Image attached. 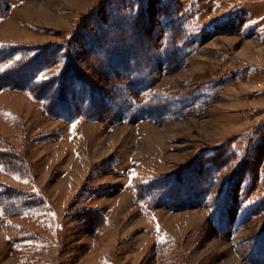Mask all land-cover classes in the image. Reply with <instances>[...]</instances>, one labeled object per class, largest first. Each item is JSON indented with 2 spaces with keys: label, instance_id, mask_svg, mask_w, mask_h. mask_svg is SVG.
Returning a JSON list of instances; mask_svg holds the SVG:
<instances>
[{
  "label": "rangeland",
  "instance_id": "374dc122",
  "mask_svg": "<svg viewBox=\"0 0 264 264\" xmlns=\"http://www.w3.org/2000/svg\"><path fill=\"white\" fill-rule=\"evenodd\" d=\"M0 264H264V0H0Z\"/></svg>",
  "mask_w": 264,
  "mask_h": 264
},
{
  "label": "trees",
  "instance_id": "16d2710c",
  "mask_svg": "<svg viewBox=\"0 0 264 264\" xmlns=\"http://www.w3.org/2000/svg\"><path fill=\"white\" fill-rule=\"evenodd\" d=\"M131 19V18H130ZM135 21H136V19H135ZM122 29V28H121ZM122 31H124L123 29H122ZM119 32H121V31H119ZM120 34V37L121 38H123L124 36V34H123V32H121V33H119ZM108 37H104V39L102 40L103 42H108ZM97 42H100L99 40H96ZM112 46L110 45V47L109 48H111ZM102 51H104V53L107 55V58H111V51H109L108 50V48H102L101 49ZM114 50V49H113ZM115 51V50H114ZM115 55H117V53H115ZM44 57V56H43ZM31 68V67H30ZM15 69H13V70H10L9 69V71H7V72H5V74H4V76H7V74L9 73V72H14V74H16V75H18V76H15L14 74H13V76H15V77H20L21 76V74L22 73H24L25 71H22V69H20V71L22 72H20L19 70H17V71H14ZM18 72H20V74H18ZM33 72H30V70H29V72H28V77L30 78V77H32V74ZM20 75V76H19ZM9 76V75H8ZM76 81H78V83H82L83 84V82H82V79H75ZM30 82V81H29ZM44 85V87L43 86H41L40 84H38L37 86L38 87H33V88H31V89H34L35 90V92L37 93V95H40V97H42L43 99H45V105H46V108L48 109V111L49 112H51V110H50V107H52V108H54L55 107V109H56V106L58 105V101H61L62 99H61V89H62V86L60 85V87L58 88V91H56L57 90V88L54 86V83L52 82H50L49 81V84H47L46 82L45 83H43ZM81 84V86H80V88L81 89H85V88H88L89 87V83H85V84H83L82 85ZM47 85V86H46ZM35 86V85H34ZM41 86V87H40ZM45 86L46 87H50V88H52V87H54V89H52V91L50 92V94H44V92H43V90L42 89H45ZM83 94V93H82ZM79 94V98L81 99V101L84 103V101L85 102H87V105H92V96H93V93L91 92V90H89L87 93H85V94ZM46 95V96H45ZM63 101V100H62ZM64 104V103H63ZM66 107V106H65ZM60 116H63L62 115V113H58ZM114 114H118V112L117 111H115L114 110ZM14 159H16V155H14Z\"/></svg>",
  "mask_w": 264,
  "mask_h": 264
}]
</instances>
